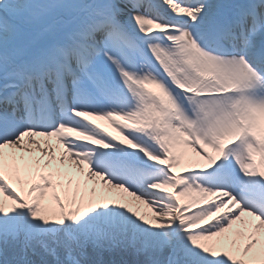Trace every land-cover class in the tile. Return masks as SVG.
<instances>
[{"label": "snow or ice", "instance_id": "obj_1", "mask_svg": "<svg viewBox=\"0 0 264 264\" xmlns=\"http://www.w3.org/2000/svg\"><path fill=\"white\" fill-rule=\"evenodd\" d=\"M0 264H264V0H0Z\"/></svg>", "mask_w": 264, "mask_h": 264}]
</instances>
